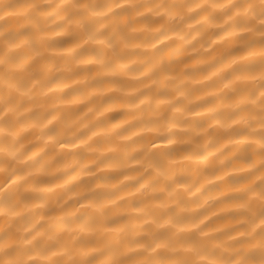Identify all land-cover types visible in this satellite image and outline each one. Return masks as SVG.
Here are the masks:
<instances>
[{"label":"clouds","instance_id":"9594fccd","mask_svg":"<svg viewBox=\"0 0 264 264\" xmlns=\"http://www.w3.org/2000/svg\"><path fill=\"white\" fill-rule=\"evenodd\" d=\"M0 264H264V0H0Z\"/></svg>","mask_w":264,"mask_h":264}]
</instances>
